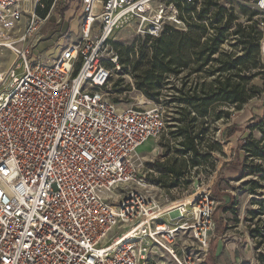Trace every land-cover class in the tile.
Listing matches in <instances>:
<instances>
[{
    "label": "built area",
    "instance_id": "built-area-1",
    "mask_svg": "<svg viewBox=\"0 0 264 264\" xmlns=\"http://www.w3.org/2000/svg\"><path fill=\"white\" fill-rule=\"evenodd\" d=\"M243 1L264 70V0ZM56 2L42 15L44 0H0V264H206L216 170L193 165L192 186L161 203L137 151L164 129L160 105L108 91L117 30L186 32L201 0H76L72 37L40 51Z\"/></svg>",
    "mask_w": 264,
    "mask_h": 264
},
{
    "label": "rangeland",
    "instance_id": "rangeland-1",
    "mask_svg": "<svg viewBox=\"0 0 264 264\" xmlns=\"http://www.w3.org/2000/svg\"><path fill=\"white\" fill-rule=\"evenodd\" d=\"M49 1L44 0L45 5ZM76 3V0H69V8L65 11L64 19H62L67 22V27L69 24L68 20L74 15L76 10ZM204 3L222 6L226 9V15L231 14L234 17L230 27L227 28L225 39L220 45L219 52L230 54L232 56L231 59L241 56L244 50L241 45H238V37L234 33V29L238 24L241 28L255 24V29L252 30V33L255 30L258 31L256 24L258 19H260L258 13L243 0H201L199 9ZM211 10L215 9L212 7ZM51 15L54 16V19L60 20L58 23L62 22L58 7L52 10ZM211 18L212 15L207 13L201 20V23L207 27L204 34L206 37L214 35V29L212 28L214 27V20H211ZM51 27L52 23L49 17L42 30L44 39L39 44L38 50H56L62 40L66 42L72 37L70 33L67 35L62 34L67 27L61 30L57 28V31H53ZM115 37L114 50L119 57V69L114 68L112 71L108 88L110 95L117 99L119 103L125 105L136 104L137 99L142 95L147 100L160 105L165 120L162 132L158 136L147 140L137 149L146 163L142 173L146 180L154 185L153 193L161 203H165L166 199L173 200L181 196L180 194L186 188L192 186L197 172L198 174L200 173L191 169L190 155L185 157V155L177 151L181 149L179 142L185 138L184 135L173 134L177 127L185 126L189 118L194 120L191 124L194 128L191 129L189 134L195 137L201 160L204 159L208 169L216 170L214 181L218 171L222 169V163L228 162L231 158L237 156L238 149L243 147L244 142L242 143L241 140L243 136L249 135V151L258 150L260 153L264 152V139L259 131V126L254 124V122L244 124L247 118L254 113L261 114L264 118V70L261 65L254 69L261 74L250 81V84L257 85L262 89L260 96L250 99L241 109H235V106L231 103L214 101L207 107L205 115H201L198 110L179 102L174 97L178 96L177 92H180V88L187 91V87H191V89L194 87L195 95L202 94L203 91L198 85L201 83L212 85L217 76L216 73L212 75L207 73L213 67L214 62L208 63V66L204 67L206 72L203 75L192 74L189 80L190 83H184L182 87L180 86L182 83L180 80L171 79L170 74H163L160 78L163 87L159 90L158 100H152L144 94V91L136 87L140 73L133 69V65L139 61L140 54L145 49H149V55L152 54L151 48L155 44L154 39L138 37L130 28L117 30ZM165 37L168 40L167 53H170V46L175 45L179 40L178 35L170 34L168 36L165 35ZM204 38L202 37V40ZM123 52H128L129 55L126 63L123 62ZM217 57H219L218 53L212 58ZM7 58L8 53L5 51L3 59L6 60ZM188 68L192 70L195 67L191 64ZM223 77H226V75H223ZM196 90L199 92H196ZM186 95L190 96L191 94L187 92ZM199 109L201 110V108ZM232 122L240 123V125L235 136L228 140L231 146L229 152L221 136L220 143H222V146H220L218 130L220 129L221 131V129ZM223 151L230 156L225 155ZM241 154L246 157V165H262L264 167V158L249 156L245 152ZM159 164L174 168L175 173H181L182 175L186 173V179L178 180L180 184L178 183L175 186H168L173 181V175L175 174L170 175L161 172L162 169L158 166ZM200 169H202L201 174L207 176L208 169ZM213 184L211 194H213ZM217 190L222 195L220 205L226 204L229 200H231V205L228 210H224L219 206L214 212L215 229L210 240L205 263L264 264V173L249 174L247 172L245 177L239 179L222 177L217 182ZM255 229H259L260 232H252ZM165 263L174 264L168 260H165Z\"/></svg>",
    "mask_w": 264,
    "mask_h": 264
},
{
    "label": "trees",
    "instance_id": "trees-1",
    "mask_svg": "<svg viewBox=\"0 0 264 264\" xmlns=\"http://www.w3.org/2000/svg\"><path fill=\"white\" fill-rule=\"evenodd\" d=\"M50 3L51 0L46 4V7L40 12V14L44 15L48 11ZM55 7H58V13L61 16L62 22L58 23L60 20L56 22L54 16L51 15V28H53V31H57V28H60L59 30L63 28L65 29L67 27V22L62 19H64L65 11L69 8V1L68 4L65 5L63 1L58 0L54 8ZM212 7L215 10H211ZM185 9L191 11L194 10L195 7L186 6ZM207 13H210L212 15L211 20H214V27H212L211 24V27L214 29L213 36H204L207 27L199 22H194L191 28L186 32L173 30L172 27L166 26L161 36L154 38L155 44L151 48L152 54L149 55V49H145L140 54L139 61L133 65V69L140 73V77H138V81L136 82V87L144 91V94L148 98L158 100L157 96L159 90L163 87V84L160 82V78L163 74L177 72V67H186L189 63L195 67L191 70L192 72L202 70L204 74L206 72L204 67L208 66V63L211 62H214L213 67H211L207 73H210L211 75L216 73L217 75L212 85H206L205 83L199 84L198 86L201 87L203 91V93L199 95L194 94V87L192 89L191 87H187V91L180 88L179 91L181 93L177 92L178 96L174 98L185 105L192 106V108L198 110L201 115H205L207 107L214 101L231 103L235 106V109H241L250 99L261 95L262 89L257 85L250 84V81L253 78L261 74L259 71L254 70L260 65L258 59L259 30H255L254 35L252 30L255 29V24L243 28H241L239 24L236 26L234 33L237 35L238 45L242 46L244 53L241 56L231 59L232 56L230 54L219 52V49L225 39L227 28L230 27L234 17L231 14L226 15V9L222 6L204 3L199 11L195 12L196 19L198 21L203 20L204 15ZM170 34H177L179 40L175 45L173 44L170 46V53H167L168 40L165 35L168 36ZM202 37L205 38L202 40ZM216 53H218L219 57L212 58ZM122 54L124 58L123 62L126 63L129 56L128 52H123ZM173 64L175 67L172 68L171 66ZM223 75H226V77H223ZM180 86H184V83H181ZM187 92H190L191 95L187 96ZM196 92L199 91L196 90ZM199 108H201V110ZM193 121V118H189L185 126L177 127L176 131L173 133L176 135H184L185 137L179 142L181 149H178L177 151L180 154L185 155V157L190 155L192 166L199 165L200 163L207 164L204 159L201 160L200 158L199 150L195 143L196 140L194 139L195 137L189 134L191 129L194 128L191 125ZM248 122H254V124L259 126V131L264 139V118L262 115L258 113L251 114L244 124ZM239 125L240 123L232 122L220 131L221 139L229 152L231 146L229 145L228 140L235 136ZM241 140L242 143L244 142L243 147L238 149L237 156L231 158L228 162L222 163V169L218 171L214 181L212 197L219 202L222 195L219 194L220 192L217 190V182L222 177L239 179L245 177L247 172H249V174L264 173V167H262V165H246V157L241 154L242 152H245L249 156L264 158V152L260 153L258 150L254 152L249 151V135L243 136ZM232 151L235 152L234 150ZM158 166L161 167V172L163 173L170 175L175 174L173 175V181H171L168 186H175L179 183L178 178L182 176L181 173H175L174 168L165 167L163 164H159ZM230 205L231 200L223 205H220L219 203L217 208L221 206L222 209L228 210ZM252 232L259 233L260 231L259 229H255L252 230Z\"/></svg>",
    "mask_w": 264,
    "mask_h": 264
},
{
    "label": "flooded vegetation",
    "instance_id": "flooded-vegetation-1",
    "mask_svg": "<svg viewBox=\"0 0 264 264\" xmlns=\"http://www.w3.org/2000/svg\"><path fill=\"white\" fill-rule=\"evenodd\" d=\"M189 65H191L190 63L186 66H180L177 67V72H171L170 73V78L171 79H175L176 81L180 80L182 83H190V76L192 74H198V75H203V71L202 70H198V71H194L192 72L191 70H189ZM172 68L175 67V65L173 64L171 66ZM203 81V79H202Z\"/></svg>",
    "mask_w": 264,
    "mask_h": 264
},
{
    "label": "bare ground",
    "instance_id": "bare-ground-1",
    "mask_svg": "<svg viewBox=\"0 0 264 264\" xmlns=\"http://www.w3.org/2000/svg\"><path fill=\"white\" fill-rule=\"evenodd\" d=\"M218 136H219V144H220V146H222V143H220V129L218 130ZM222 148V147H221ZM223 150V149H222ZM223 153L225 154V155H227V156H230L229 154H227L226 152H224L223 151ZM141 157V156H140ZM141 160L143 161V162H145V160L141 157Z\"/></svg>",
    "mask_w": 264,
    "mask_h": 264
},
{
    "label": "crops",
    "instance_id": "crops-1",
    "mask_svg": "<svg viewBox=\"0 0 264 264\" xmlns=\"http://www.w3.org/2000/svg\"><path fill=\"white\" fill-rule=\"evenodd\" d=\"M68 23H69V22H68ZM68 27H69V24H68ZM68 27H67V28H68ZM66 30H67V29H66ZM225 202H226V201H225ZM218 252H219V251H218Z\"/></svg>",
    "mask_w": 264,
    "mask_h": 264
}]
</instances>
